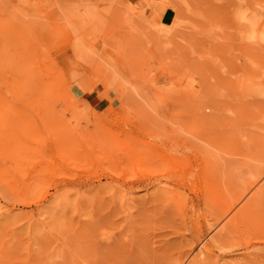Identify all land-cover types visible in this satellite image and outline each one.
Here are the masks:
<instances>
[{
  "label": "rangeland",
  "instance_id": "1",
  "mask_svg": "<svg viewBox=\"0 0 264 264\" xmlns=\"http://www.w3.org/2000/svg\"><path fill=\"white\" fill-rule=\"evenodd\" d=\"M260 187L264 0H0V264H264Z\"/></svg>",
  "mask_w": 264,
  "mask_h": 264
},
{
  "label": "bare ground",
  "instance_id": "2",
  "mask_svg": "<svg viewBox=\"0 0 264 264\" xmlns=\"http://www.w3.org/2000/svg\"><path fill=\"white\" fill-rule=\"evenodd\" d=\"M240 17H239V19H241V22H239V25L240 26H243V27H247V26L254 27L255 26V24H256V18H253V17L250 18V17H247V16L246 17H243V18L242 17L240 18ZM255 195H256V197H258V196H264V188L263 187L262 188L260 187V189L255 193Z\"/></svg>",
  "mask_w": 264,
  "mask_h": 264
},
{
  "label": "crops",
  "instance_id": "3",
  "mask_svg": "<svg viewBox=\"0 0 264 264\" xmlns=\"http://www.w3.org/2000/svg\"><path fill=\"white\" fill-rule=\"evenodd\" d=\"M167 11V10H166ZM166 11L163 13V15L162 16H164V14L166 13ZM174 20V19H173ZM173 20L171 21V22H169V23H172L173 22ZM163 24H168L167 22H162Z\"/></svg>",
  "mask_w": 264,
  "mask_h": 264
}]
</instances>
